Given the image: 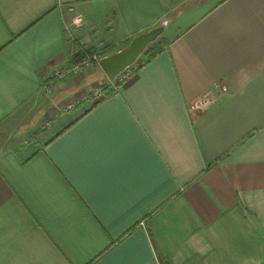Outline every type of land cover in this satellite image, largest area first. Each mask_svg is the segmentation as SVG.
<instances>
[{"label":"crops","instance_id":"obj_1","mask_svg":"<svg viewBox=\"0 0 264 264\" xmlns=\"http://www.w3.org/2000/svg\"><path fill=\"white\" fill-rule=\"evenodd\" d=\"M163 20L168 45L112 94L52 88L80 47ZM158 255L264 264V0H0V264Z\"/></svg>","mask_w":264,"mask_h":264},{"label":"built area","instance_id":"obj_2","mask_svg":"<svg viewBox=\"0 0 264 264\" xmlns=\"http://www.w3.org/2000/svg\"><path fill=\"white\" fill-rule=\"evenodd\" d=\"M71 10L72 8L69 7ZM78 62L74 63L71 66H64V67H59L56 68L53 74V80H51V84L60 82L65 76L69 74H74V73H79L83 69L88 68L91 66L93 62H99L100 56L93 52L89 51L83 47H80L78 49ZM141 64L138 62V59L133 62L129 67L124 69L120 74L117 75L116 78L114 79H109L107 82H101L96 84V86L91 89L87 93H83L81 95L82 99H79L77 101V104L82 100L87 102L88 104H95L101 99H103L107 94H106V88L107 87H112L114 90H117L118 87L125 82L126 80L130 79L140 68ZM76 105L75 102H69L67 106L64 108L58 110V112H63L65 110L72 109Z\"/></svg>","mask_w":264,"mask_h":264},{"label":"water","instance_id":"obj_3","mask_svg":"<svg viewBox=\"0 0 264 264\" xmlns=\"http://www.w3.org/2000/svg\"><path fill=\"white\" fill-rule=\"evenodd\" d=\"M167 24L168 20H163L150 30L136 35L125 47L101 56L98 63L106 76L114 79L135 62L146 48L163 34Z\"/></svg>","mask_w":264,"mask_h":264},{"label":"rangeland","instance_id":"obj_4","mask_svg":"<svg viewBox=\"0 0 264 264\" xmlns=\"http://www.w3.org/2000/svg\"><path fill=\"white\" fill-rule=\"evenodd\" d=\"M93 52H95V53H97L100 57L101 56H103V55H107V54H109V53H111V52H113V51H116V50H111V49H108V50H104V49H100V50H92ZM143 54V53H142ZM141 54V55H142ZM140 55V56H141ZM77 62H78V60H77ZM74 63H76V62H74ZM74 63H72L71 65H73ZM71 65H69V66H71ZM98 62H93L92 64H91V66H89L88 68H85V69H83L81 72H79V73H74V74H69L68 76H67V78L68 77H74L75 78V80L76 81H74L75 82V84H76V82H78L79 83V85H75V86H77V89H82V91H83V93H87V92H89L90 90V87L92 88H94L95 86H96V84H98V83H101V82H106L107 81V78H106V76L104 77V76H102V75H99L100 74V71H99V74H98ZM87 72H89V73H87ZM88 74V75H85V74ZM88 76V77H85V76ZM99 75V76H98ZM98 76V77H97ZM64 81L66 80V78L65 79H63ZM67 80H69V79H67ZM66 80V81H67ZM61 82H62V80L60 81V82H56L55 83V85H53V87L52 88H58V87H60V86H57L56 87V85L57 84H61ZM87 84H90V85H87ZM50 112H52L51 114V116L53 117V115L57 112L56 111V109H57V106L56 105H54V104H52V105H50ZM56 111V112H55ZM21 126V125H20ZM14 130L13 129H11V130H9L8 131V134H7V136L8 137H10V135H13V132ZM25 131H27V128H26V126L25 125H22V127H20V135H24V137H23V139H25V137L27 136V134H25ZM14 134H15V132H14Z\"/></svg>","mask_w":264,"mask_h":264},{"label":"trees","instance_id":"obj_5","mask_svg":"<svg viewBox=\"0 0 264 264\" xmlns=\"http://www.w3.org/2000/svg\"><path fill=\"white\" fill-rule=\"evenodd\" d=\"M168 43H169V40L164 38V37H161L158 40H156L154 43H152L150 45V47H148L144 52L146 59L144 60L142 65L144 63H146L147 61H149L150 59L154 58L158 53H160L168 45ZM90 51H92V50H90ZM77 57L79 59V56H77ZM112 93H113V89H109L107 91L108 95H110ZM150 236H151L152 243L155 247L154 239H153L151 233H150ZM158 260L160 261V264H169L168 260L163 256L158 255Z\"/></svg>","mask_w":264,"mask_h":264}]
</instances>
